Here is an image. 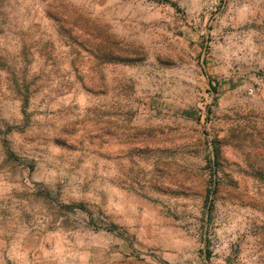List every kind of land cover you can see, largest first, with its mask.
<instances>
[{
  "label": "rangeland",
  "instance_id": "rangeland-1",
  "mask_svg": "<svg viewBox=\"0 0 264 264\" xmlns=\"http://www.w3.org/2000/svg\"><path fill=\"white\" fill-rule=\"evenodd\" d=\"M263 35L264 0H0V264H264Z\"/></svg>",
  "mask_w": 264,
  "mask_h": 264
},
{
  "label": "trees",
  "instance_id": "trees-1",
  "mask_svg": "<svg viewBox=\"0 0 264 264\" xmlns=\"http://www.w3.org/2000/svg\"><path fill=\"white\" fill-rule=\"evenodd\" d=\"M110 48H115L116 46L114 43L108 44V46L102 47L101 49L95 51V55L97 58L102 59L103 61L106 62H122V63H128V62H133L135 61L134 59H128V56H115L113 51ZM209 85H212V81H209ZM212 87V86H211ZM212 91L213 93H217L216 89L214 87H212ZM209 114V113H208ZM214 154H215V159L213 161V170H214V174L215 171L217 172V159L219 157V149L218 148H214ZM10 158H12V154L9 155ZM217 185V183L214 182V186Z\"/></svg>",
  "mask_w": 264,
  "mask_h": 264
},
{
  "label": "built area",
  "instance_id": "built-area-1",
  "mask_svg": "<svg viewBox=\"0 0 264 264\" xmlns=\"http://www.w3.org/2000/svg\"><path fill=\"white\" fill-rule=\"evenodd\" d=\"M263 39H264V35H263Z\"/></svg>",
  "mask_w": 264,
  "mask_h": 264
}]
</instances>
